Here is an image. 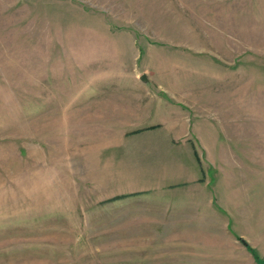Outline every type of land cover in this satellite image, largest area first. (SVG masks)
<instances>
[{
    "label": "rangeland",
    "instance_id": "374dc122",
    "mask_svg": "<svg viewBox=\"0 0 264 264\" xmlns=\"http://www.w3.org/2000/svg\"><path fill=\"white\" fill-rule=\"evenodd\" d=\"M0 264H264V0H0Z\"/></svg>",
    "mask_w": 264,
    "mask_h": 264
},
{
    "label": "trees",
    "instance_id": "16d2710c",
    "mask_svg": "<svg viewBox=\"0 0 264 264\" xmlns=\"http://www.w3.org/2000/svg\"><path fill=\"white\" fill-rule=\"evenodd\" d=\"M247 247L250 248V249H252L254 251V249L250 245H248ZM255 254H257V253H255Z\"/></svg>",
    "mask_w": 264,
    "mask_h": 264
}]
</instances>
